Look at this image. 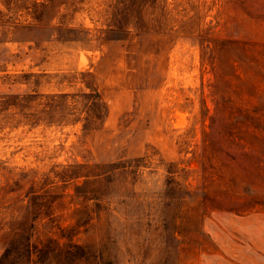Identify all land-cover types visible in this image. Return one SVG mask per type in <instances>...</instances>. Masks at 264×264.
Listing matches in <instances>:
<instances>
[{
    "label": "rangeland",
    "instance_id": "obj_1",
    "mask_svg": "<svg viewBox=\"0 0 264 264\" xmlns=\"http://www.w3.org/2000/svg\"><path fill=\"white\" fill-rule=\"evenodd\" d=\"M20 205L76 244L39 264H264V0H0Z\"/></svg>",
    "mask_w": 264,
    "mask_h": 264
},
{
    "label": "trees",
    "instance_id": "obj_2",
    "mask_svg": "<svg viewBox=\"0 0 264 264\" xmlns=\"http://www.w3.org/2000/svg\"><path fill=\"white\" fill-rule=\"evenodd\" d=\"M48 1L54 2L56 0ZM93 97L95 100L94 104H100L102 102L99 94L93 95ZM42 197H38V200ZM33 209L35 211L34 213L30 211L28 205H20L17 210L11 213V220L8 222H3L5 216H0V219L2 220L0 221L1 229L8 232V235L11 236V238L6 239L5 251L0 259V264H5L6 261H10L13 258H15V262L18 261L19 264H39V262L42 263L43 260H45L42 255L48 254L49 258H51L58 254L55 252V248H58L59 251L68 250V247L75 244L74 239L70 237L71 235L66 233V230L69 229L58 223L51 227L54 230H49L48 232L51 233L54 231V236H46V240L39 237L35 238V222L40 211L39 207H34ZM32 215H35L33 216L35 218L30 220V216ZM45 216L49 218L53 217L52 213L47 212H45ZM51 222H54V220L51 219ZM42 245H46L49 248L52 246L54 247L49 249L48 252L47 250L41 249ZM51 251L55 254H51Z\"/></svg>",
    "mask_w": 264,
    "mask_h": 264
}]
</instances>
